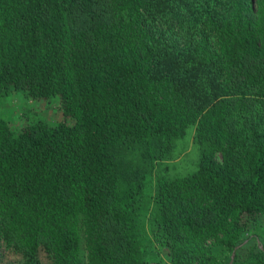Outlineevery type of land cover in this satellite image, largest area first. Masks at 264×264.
I'll list each match as a JSON object with an SVG mask.
<instances>
[{
    "label": "trees",
    "instance_id": "obj_1",
    "mask_svg": "<svg viewBox=\"0 0 264 264\" xmlns=\"http://www.w3.org/2000/svg\"><path fill=\"white\" fill-rule=\"evenodd\" d=\"M11 86L74 119L0 116L11 264H264V0H0Z\"/></svg>",
    "mask_w": 264,
    "mask_h": 264
},
{
    "label": "rangeland",
    "instance_id": "obj_2",
    "mask_svg": "<svg viewBox=\"0 0 264 264\" xmlns=\"http://www.w3.org/2000/svg\"><path fill=\"white\" fill-rule=\"evenodd\" d=\"M0 116L7 120L13 130H19L37 121L49 124H56L61 120L72 124L74 121L72 117L64 116L57 95L48 98H34L28 96L24 90L13 86L0 93ZM194 133V125H189L185 135L176 139L172 158L157 165L156 169H164L165 172L162 175L182 176L197 168L200 151L194 140ZM154 174L157 176L156 173ZM2 253L0 264H11L16 260V256L8 250Z\"/></svg>",
    "mask_w": 264,
    "mask_h": 264
}]
</instances>
